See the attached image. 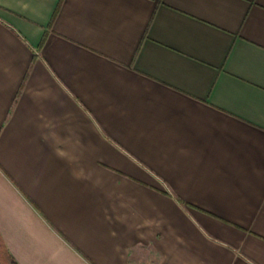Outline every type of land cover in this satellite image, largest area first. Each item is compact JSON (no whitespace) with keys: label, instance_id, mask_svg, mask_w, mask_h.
I'll list each match as a JSON object with an SVG mask.
<instances>
[{"label":"crops","instance_id":"obj_1","mask_svg":"<svg viewBox=\"0 0 264 264\" xmlns=\"http://www.w3.org/2000/svg\"><path fill=\"white\" fill-rule=\"evenodd\" d=\"M0 264H264V0H0Z\"/></svg>","mask_w":264,"mask_h":264}]
</instances>
